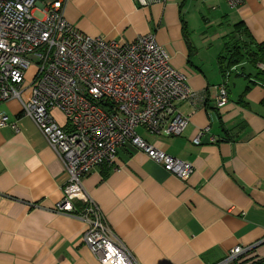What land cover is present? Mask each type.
<instances>
[{"label": "crops", "instance_id": "crops-1", "mask_svg": "<svg viewBox=\"0 0 264 264\" xmlns=\"http://www.w3.org/2000/svg\"><path fill=\"white\" fill-rule=\"evenodd\" d=\"M197 5V9L195 6ZM63 14L91 36L120 42L152 33L204 103L177 105L189 116L180 135L138 133L189 161L181 180L126 144L113 165L95 167L83 185L139 264H215L236 245L264 258V84L244 60L221 73L225 36L241 22L264 41V0H64ZM246 39L244 35L241 36ZM228 101L216 107L215 86ZM12 124L0 127V264H99L82 241V220L58 213L66 179L61 159L17 98L0 102ZM64 125L61 111H52ZM208 127L201 143L193 137ZM213 137V141L210 140ZM247 261V262H249Z\"/></svg>", "mask_w": 264, "mask_h": 264}, {"label": "built area", "instance_id": "built-area-1", "mask_svg": "<svg viewBox=\"0 0 264 264\" xmlns=\"http://www.w3.org/2000/svg\"><path fill=\"white\" fill-rule=\"evenodd\" d=\"M146 6L164 0H135ZM237 7L244 0H225ZM64 0H0V102L17 98L64 166L66 179L58 213L85 224L82 241L99 264H139L110 226L82 179L100 165H113L126 144L167 172L186 180L191 162L147 142L137 131L180 135L189 122L177 105L204 103L206 94L189 87L152 33L120 42L91 36L66 20ZM264 70V63H258ZM215 105L228 101L224 83L215 86ZM58 109L65 124L52 111ZM12 124L0 112V127ZM208 127L192 139L201 143ZM210 140H214L210 137ZM252 246L236 245L215 264H235Z\"/></svg>", "mask_w": 264, "mask_h": 264}, {"label": "trees", "instance_id": "trees-1", "mask_svg": "<svg viewBox=\"0 0 264 264\" xmlns=\"http://www.w3.org/2000/svg\"><path fill=\"white\" fill-rule=\"evenodd\" d=\"M46 1V0H38ZM244 35L246 39L241 36ZM222 51L217 57L219 69L222 74L230 67L246 60L256 68V78L264 84V70L258 67V63H264V41L257 43L248 33L245 26L238 22L233 26L232 32L225 36ZM247 264H264V258L246 261Z\"/></svg>", "mask_w": 264, "mask_h": 264}, {"label": "rangeland", "instance_id": "rangeland-1", "mask_svg": "<svg viewBox=\"0 0 264 264\" xmlns=\"http://www.w3.org/2000/svg\"><path fill=\"white\" fill-rule=\"evenodd\" d=\"M195 9H197V5L195 6ZM246 261H249V258L240 257V260L235 264H247Z\"/></svg>", "mask_w": 264, "mask_h": 264}, {"label": "water", "instance_id": "water-1", "mask_svg": "<svg viewBox=\"0 0 264 264\" xmlns=\"http://www.w3.org/2000/svg\"><path fill=\"white\" fill-rule=\"evenodd\" d=\"M261 242H264V239Z\"/></svg>", "mask_w": 264, "mask_h": 264}]
</instances>
